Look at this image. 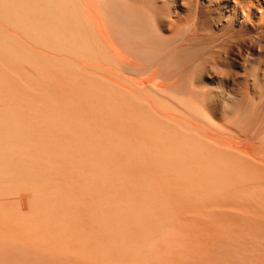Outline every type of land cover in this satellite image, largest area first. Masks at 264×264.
<instances>
[{
  "label": "rangeland",
  "instance_id": "1",
  "mask_svg": "<svg viewBox=\"0 0 264 264\" xmlns=\"http://www.w3.org/2000/svg\"><path fill=\"white\" fill-rule=\"evenodd\" d=\"M5 1H7L5 6L9 8V11L15 7V13L18 14L10 16L9 19L12 17L13 20L17 22L18 18H20V23L19 21L17 22V32L20 35L13 36L16 46L13 47L12 50L17 54L13 59H10L6 56L8 49L5 45V40L7 35H3L0 29V98L5 99L6 106L10 110V112L4 113L2 116H4V119L10 120L8 124H11V128L8 127V129L18 132V142L15 144L16 147H13L15 155L12 156V160L15 163H3L7 168L3 169L5 173L3 177H5L0 179V199L5 201L9 200L7 204L4 206L2 205L0 208V215L3 214L0 216V220H2L3 223L0 228L9 227L7 230H9L12 235L21 237L19 238L20 240L23 239L31 243L33 241V244L36 243L38 247H44L43 250H51V254L55 257L61 254V256H59L60 258L64 257L63 259H70L69 261L76 262V264H90V260H93L91 264H163V262L164 264H264V173H257L254 166L248 164V175L244 174V177H235L230 172H228V174L221 165L219 166L215 151H211L212 147H203L199 143L196 133L189 131L190 134L185 135L183 124L168 119L163 113H154L147 106H139V104H136L128 98L124 99L117 94V89L112 90L108 87L110 84L108 79H112L116 82H128L136 75L134 78L137 79L134 81L133 78L131 82L134 81L136 84L140 82L139 85L147 84L150 86L152 85L156 90H164V92L161 93L162 95L160 94L161 98L159 94L156 96V102L167 114H172L182 119L191 118L195 122L201 118L199 121H205L204 123L207 126L222 130L226 128L228 131L231 129L238 134L240 133V135H237L239 138L241 136V138H243L244 136L248 141L250 140L254 146L256 145L257 149L262 150L259 140L263 136V133H260V131L264 130V90H262L264 89V83L262 81H256L254 84L252 74L257 66L264 71V57H259L260 55L258 54L259 51L260 53H264V43H262L264 41V35H252V37L251 35H233L234 38H232V36L228 34H221V31L218 30V20L216 17V13L219 11L218 8L214 4H211L213 6H208L203 0H166L168 3H166L165 0H161L162 3L159 2L160 0H102L103 3L101 0H92L93 2H91V0H83V3L80 2V0H78L79 2L76 0L78 5H80L79 3L85 5L82 9L86 8L89 13L84 10L83 12L81 11L82 5L77 6L76 4V6H73L75 4L73 0L72 5L71 0L64 1L65 4L63 0H55V2H53L54 4L47 0L52 6L55 5L53 8L51 5H48V2H45L46 0H22V4L25 3V1L28 3V5H22L21 1L18 2L22 6L17 3L18 0ZM196 1L201 3L198 5ZM56 2L57 5L60 4V8L62 5V10L67 8L70 4V9H67V14H65V10L63 12L64 14L59 12L60 8L56 6ZM66 2L69 4L67 5ZM193 2L195 4H193ZM98 3H101L104 8L100 7V12L97 10V13L93 14L92 12H94V9L93 11L91 10L92 6L96 9L97 5L101 6ZM169 3L171 4L169 5ZM45 4L50 7L51 12L55 13L54 16H63L67 25L70 23L68 19L71 16L74 20H72V22H77L82 19L80 18V14L86 12V15L84 14L85 17L81 15L85 23H81L80 20V25H77V27L76 25H72V27L75 26V28H72L74 32L70 31L72 36H70L71 34H67L71 29V25L68 26V28L70 27L69 29L67 28L68 30L65 29L67 32L62 31V33L60 31L66 28L67 25L64 24V27V25L61 24V18L59 16L60 19L58 18V21L56 19L57 17H53L56 19L54 20L51 17V13L46 12L49 7L45 6ZM89 4L91 9L88 7ZM196 5L199 7H196ZM204 6H206L209 11H207V8ZM23 7L28 8L23 10ZM30 7L33 9H30ZM75 9H77L76 12ZM163 10L164 12H161ZM77 11L80 14H78ZM102 11L104 13H102ZM68 12L74 14H70V17H68ZM112 12L114 14L120 13L121 15H116L117 18L114 14L112 15ZM201 12L205 13H203L204 16ZM186 13H189L190 16L192 15L191 20L189 14L188 17ZM199 13H201L200 15L203 18L199 16ZM43 14L46 18H44ZM100 14L104 16L99 18ZM27 15L33 17L34 20H32L33 18L27 17ZM66 15L67 17H65ZM181 15H183V17ZM186 16L189 18L188 22H185L188 19ZM204 17H206V19ZM98 18L100 19L99 22ZM198 18L209 20L207 21L208 24L202 26V20H198ZM38 19H41V21ZM129 19L132 20L130 21ZM48 20L51 26L49 22V24L47 23ZM102 20L105 23V25L104 23L102 24L106 27L105 30L110 32L108 35L103 31L102 25H100L101 27L96 25L98 23L101 24L100 21ZM183 20H185L184 23H181ZM58 22L63 26H57ZM39 23L40 25H38ZM83 24L85 25L83 26ZM47 26L50 27L48 28ZM80 26H83L82 29H80ZM58 27L62 29L59 30ZM93 27L94 31L91 29ZM76 28H78V30H76ZM99 28L101 29L99 30ZM149 28L150 31L148 30ZM51 29L52 31L53 29L55 31L58 29L59 31L50 32ZM187 29L189 30L185 33ZM101 30L103 32L102 35L107 37V42L104 41L105 39H102ZM133 30L134 33H132ZM86 31L89 32L87 33ZM58 32H60V35L56 37L55 35H57ZM81 32L84 33L83 36L79 34ZM91 32L93 34L96 33L94 35L97 41L96 39L93 40L94 35L92 36ZM42 33L44 34L42 35ZM86 33H91L92 37L90 35L89 37L86 36ZM53 34H55L54 38L52 36ZM75 34V37L79 34L77 39L79 38L80 41L74 37ZM217 34L221 35L223 41L221 38L219 39L220 35ZM62 35L64 36L63 39ZM209 35L212 36V38L208 37ZM213 35L215 37H213ZM16 36L19 37V39ZM46 36H48V39H46ZM50 36H52L53 39L50 38ZM80 36H82V38ZM59 37L64 41L59 39ZM123 37L126 39L124 40ZM182 37L184 39H182ZM192 37H194V39ZM206 37H208V39ZM71 38L73 41L76 39L78 44H76V41L73 42ZM90 39H92L90 41L91 43H89ZM214 39L217 40L215 42L213 41L214 44H211ZM244 39L249 40L244 41ZM180 40H183V42ZM219 40L221 41L219 42ZM59 41L60 43H58ZM65 41L66 43L63 48V42ZM82 41L84 43H82ZM112 42L114 44L116 43L114 47ZM152 42H154V44H152ZM85 43H87L86 46ZM93 43L95 47H93ZM80 44H82V48ZM101 45L105 47L102 48ZM240 45L241 48H239ZM245 46H249L247 47L248 52L245 50ZM84 47H86V49ZM118 49L122 51L116 52L119 54L118 57L120 56L121 58H118L115 54L114 50L119 51ZM155 49L157 55L155 54ZM170 50H173V52ZM137 51L139 52L137 53ZM146 53H148V55L154 53V56L151 54L153 58L149 56L152 60L148 57L146 61V56H148ZM166 53L167 56L165 55ZM241 53L244 55H241ZM162 55H164V58ZM18 57L23 58V60L16 59ZM129 60H133L135 66H133L132 61L130 62ZM160 60L164 63H161ZM97 61L100 63L98 64ZM124 61H126V63ZM103 63L105 66L107 65L106 67L104 66V68H107V70L109 69L110 72L113 73L112 76L107 74L109 77L107 79L100 77L102 72L99 71L98 68H102ZM229 64L231 67L227 70L226 67H229ZM88 65H90V67ZM142 65H146L147 67L145 66V68H143ZM27 66L29 67L27 68ZM85 68L87 70H85ZM28 69H30L31 72H29L30 70ZM35 69H37V71ZM229 69L231 71H229ZM208 70L213 73L210 72L209 74ZM8 71L12 74L9 79L6 78ZM180 71L183 72L181 73ZM51 73L58 81L62 79L66 83H73L80 87L81 94L77 93L75 95L74 92L65 93L61 90L54 89L53 94H45L39 97L42 99L41 100L37 96H27L23 92V83L20 82L21 77H29L30 79L31 77H35V74L47 75ZM217 73L220 74L219 76L221 79ZM239 73L241 76L238 75ZM230 74L233 78L230 77ZM104 75L106 74L104 73ZM213 75H215V77H213ZM225 75L226 79H224ZM227 75L229 77H227ZM217 76L219 80H217ZM17 78L19 79L17 80ZM29 79L25 80V82L30 85L41 82L37 80L32 82L33 79ZM158 81L160 84H158ZM169 81L171 83H169ZM184 81L188 82V84L186 85ZM103 82H107V84ZM100 83L103 84L102 87ZM177 83L180 89L178 91L176 90L177 93H171L170 86L177 85ZM6 84H8V86H6ZM167 87L169 90H167ZM240 87L241 89H238ZM238 90L241 91L239 92ZM49 91L50 89H46V92ZM242 91L244 93H242ZM83 92L87 96L85 94L83 96ZM217 92L219 93L217 94ZM220 93L224 95L221 96ZM237 93L239 94L237 95ZM252 94L254 95L252 96ZM228 95L231 96L229 97ZM232 96L233 98L236 97V99H233ZM114 98L117 99V101H115ZM221 98L224 99V101H222ZM119 100H121V102ZM241 102L244 103L242 104ZM218 103H220V105ZM92 104L95 107L91 106ZM103 107L104 109H102L101 112V108ZM205 107L207 109H205ZM33 108L34 110H32ZM219 111L222 112V115ZM42 112L45 113V115L42 114ZM123 112L125 113L122 115ZM26 113L29 115H26ZM212 117L217 119L213 120ZM158 127H160V129ZM176 127L180 128L178 129ZM149 131L151 133H149ZM160 132L161 135L159 134ZM119 133H122L121 135L123 136ZM125 135L128 137L126 138ZM134 143H136L137 146ZM257 144L259 145L257 146ZM200 147L203 150L200 149ZM192 152L193 154H190ZM262 152L264 155V150H262ZM24 154L26 155L24 156ZM185 155L187 156L185 157ZM189 155H192V158ZM28 157L32 159L29 161ZM19 181L21 182L19 183ZM21 194H27V207L30 208L27 214L19 210L18 203L16 202ZM29 194L32 197H30ZM64 196H66V199ZM34 208L35 210H33ZM229 208L231 210H229ZM9 218L11 220H9ZM101 220H103V222ZM49 227H52V229ZM20 231L22 232L20 233ZM5 232L6 231L3 230L4 234ZM26 235L28 236L26 237ZM31 239L33 240L30 241ZM65 240L67 242H65ZM66 243L67 245L63 246ZM43 244L44 246H42ZM58 248H62L63 252ZM99 261L101 263H99Z\"/></svg>",
  "mask_w": 264,
  "mask_h": 264
},
{
  "label": "bare ground",
  "instance_id": "2",
  "mask_svg": "<svg viewBox=\"0 0 264 264\" xmlns=\"http://www.w3.org/2000/svg\"><path fill=\"white\" fill-rule=\"evenodd\" d=\"M17 1V0H16ZM21 1V4H22V0H18L17 1V3L18 2H20ZM24 1V0H23ZM29 1V0H28ZM33 1V0H32ZM35 1V0H34ZM42 1H44V0H42ZM50 1V3H52V4H54L53 2H55V0H49ZM49 1H45V2H48V5H51V7L53 8V7H55V5L54 6H52V4H50L49 3ZM57 1V0H56ZM58 1H60V0H58ZM62 1V0H61ZM64 1H67V0H63V2ZM74 1V5L73 6H76V4H77V6H80V5H82V3H83V0H80V2H82V3H79L80 5H78V3L77 2H79L78 0H77V2H76V0H73ZM73 1L71 0V5L73 4ZM95 1V0H94ZM107 1V0H106ZM108 1H110V0H108ZM112 1V0H111ZM166 1V0H165ZM182 1V0H181ZM188 1V0H187ZM190 1V0H189ZM194 1V0H193ZM205 3H207L208 4V6L210 5V6H213V5H211V4H214L217 8H218V10L219 11H217V13H216V17H217V20H218V27H219V31H221V34H228V35H230V36H232V38H234V36L233 35H251V37H252V35H264V0H203ZM6 2L7 1H5V0H0V29L2 30V32H3V35H7V38H6V40H5V45H6V47H7V58H10V59H13V57L17 54L14 50H12L13 49V47H15L16 46V44H15V41L13 40V36H15V35H17L18 36V21H19V19L20 18H18V21L16 22V20H13V18L11 17V19H9V17L10 16H13V15H15V14H17V13H15V10H14V8H12L10 11H9V8L7 7V6H5V4H6ZM44 2V3H45ZM69 2V1H68ZM68 2H66V4L68 5L69 3ZM91 2H93L92 0H91ZM98 2V1H97ZM97 2H96V4H97ZM101 2H102V0H101ZM105 2V1H104ZM160 3H162L161 2V0L159 1ZM33 3H35V2H33ZM60 3V2H59ZM88 3H89V1H88ZM95 3V2H94ZM103 3V2H102ZM158 3V2H157ZM166 3H168L167 1H166ZM184 3V2H183ZM196 3L199 5L200 3L198 2V1H196ZM9 4V3H8ZM11 4V3H10ZM19 5H20V3H18ZM24 5L26 4V5H28V3L25 1V3H23ZM22 4V5H23ZM31 4V3H30ZM56 4V6H58L59 7V5H57V2L55 3ZM64 4H65V2H64ZM85 4V3H84ZM87 4V3H86ZM99 4V3H98ZM171 3H169V5H170ZM173 4H174V2H173ZM193 4H195L194 2H193ZM203 4V3H202ZM17 5V4H16ZM22 5H20V6H22ZM99 5H101V6H96V9H95V7L93 8V6H92V9H91V7H90V4H89V6L88 7H90V9L93 11V9H94V12H92L93 14H96L97 13V10L100 12V10H99V8L100 7H102V4L100 3ZM112 5V4H111ZM124 5V4H123ZM156 5H158V4H156ZM165 5H167V4H165ZM182 5V4H181ZM191 5V4H190ZM198 5H196V7L198 6ZM19 6V7H20ZM45 6H47V4H45ZM69 6H70V4H69ZM69 6H67V8H63L65 11H66V13L65 14H67V9L69 10L70 9V7ZM73 6H72V8H73ZM83 6L85 7V5H82L81 6V9L83 8ZM110 6V5H109ZM174 6V5H173ZM193 6V5H192ZM207 6V5H206ZM206 6H204V7H206ZM17 7V6H16ZM29 7V6H28ZM28 7H26V8H28ZM47 7H49V6H47ZM47 7H46V9H47ZM69 7V8H68ZM98 7V8H97ZM159 7H160V5H159ZM163 7V6H162ZM166 7V6H165ZM169 7V6H168ZM171 7V6H170ZM175 7V6H174ZM183 7V6H182ZM199 7V6H198ZM200 7H202V6H200ZM21 8V7H20ZM26 8H24L23 7V10L24 9H26ZM60 8V7H59ZM61 8H62V5H61ZM59 9V12L61 13H63L64 12V10H62V9ZM71 8V9H72ZM76 8V7H75ZM77 8H79V7H77ZM102 8H104V7H102ZM102 8H101V10H102ZM172 8V7H171ZM170 8V9H171ZM184 8V7H183ZM192 8V7H191ZM190 8V9H191ZM207 8V7H206ZM30 9H33L32 7H30ZM49 9V10H48ZM47 9V11L46 12H48V13H51V17L53 18V17H57L56 19H57V21H58V18L60 19V22H61V24H65V25H67V22H65V20H64V17L62 16H59V15H56V16H54L55 15V13H53V12H51L50 10V7ZM55 9V8H54ZM86 8H84V9H82L81 11L83 12V10L84 11H87V9L85 10ZM121 9V8H120ZM137 9V8H136ZM184 9H186V8H184ZM201 9V8H200ZM29 10V9H28ZM43 10H45V9H43ZM58 10V9H57ZM76 10L77 9H75V12H76ZM112 10V9H111ZM192 10V9H191ZM199 10V9H198ZM19 11H21V10H19ZM27 11V10H26ZM35 11H37V10H35ZM40 11V10H39ZM38 11V12H39ZM54 11V10H53ZM56 11V10H55ZM71 11V10H70ZM74 11V10H73ZM78 11H80V10H78ZM77 11V12H78ZM80 11V12H81ZM142 11V10H141ZM169 11V10H168ZM175 11H176V8H175ZM184 11V10H183ZM188 11V10H187ZM195 11V10H194ZM201 11V10H200ZM205 11V10H204ZM207 11H209L208 10V8H207ZM18 12V11H17ZM44 12V11H43ZM43 12H41V13H43ZM113 12H114V10H113ZM112 12V15L114 14ZM131 12V11H130ZM149 12V11H148ZM161 12H164V10L163 11H161ZM167 12V11H166ZM165 12V13H166ZM189 12H191V11H189ZM196 12V11H195ZM194 12V13H195ZM29 13H32V12H29ZM28 13V14H29ZM34 13H36V12H34ZM33 13V14H34ZM47 13V14H48ZM52 13H53V16H52ZM86 13V12H85ZM85 13H79L78 12V14H80V18H82V19H80L81 20V23H85L84 22V19H83V17H81V15H83L84 16V14ZM87 13H89L88 11H87ZM102 13H104L103 11H102ZM106 13V12H105ZM170 13V12H169ZM178 13V12H177ZM198 13V12H197ZM202 14L204 13V12H201ZM201 13H199V16L201 17ZM215 13V12H214ZM24 14V13H23ZM64 14V13H63ZM70 14L72 15V14H74V13H71V12H68V17H70ZM118 14H120V13H117V14H114V16H116V15H118ZM128 14H129V12H128ZM141 14V13H140ZM139 14V15H140ZM148 14V13H147ZM168 14V13H167ZM187 14V16H188V14L189 13H186ZM185 14V15H186ZM205 14V13H204ZM204 14H203V16H204ZM18 15V14H17ZM36 15V14H35ZM44 15V14H43ZM50 15V14H49ZM61 15V14H60ZM86 15V14H85ZM121 15V14H120ZM169 15V14H168ZM175 15V14H174ZM184 15V16H185ZM195 15H198V14H195ZM206 15H207V13H206ZM208 15H209V13H208ZM20 16V15H19ZM34 16V15H33ZM37 16V15H36ZM39 16H40V14H39ZM59 16V17H58ZM74 16V15H73ZM79 16V15H78ZM104 16V15H103ZM102 16V14H100L99 15V18H102L103 17ZM110 16H111V14H110ZM126 16H128V15H126ZM125 16V17H126ZM136 16V15H135ZM144 16V15H143ZM149 16V15H148ZM182 17H183V15H181ZM186 16V18H188L189 16H190V14H189V16L187 17ZM27 17H30V15L28 16L27 15ZM50 17V16H49ZM65 17H67V15L65 16ZM76 17V16H75ZM85 17V16H84ZM109 17V16H108ZM117 17V16H116ZM115 17V18H116ZM121 17V16H120ZM122 17H123V15H122ZM130 17V16H129ZM162 17V16H161ZM173 17V16H172ZM175 17V16H174ZM211 17V16H210ZM30 18H33V17H30ZM29 18V19H30ZM39 18V17H38ZM42 18V17H41ZM44 18H46L45 17V15H44ZM43 18V19H44ZM72 18V16L68 19L69 21H70V23H69V25H71V29L67 32V30L70 28H68V26L69 25H67V27L66 28H64L63 30H61L62 28H60V27H58V29L59 30H61L60 32H64V31H66L67 32V34H71L70 33V31H72V28H75V26H73L72 27V25H76V27H77V25H80V23H79V19H78V17H77V19L79 20V21H77V22H72V20H73V18ZM98 18V22H99V19ZM118 18V17H117ZM143 18V17H142ZM185 18V17H184ZM183 18V19H184ZM185 18V19H186ZM191 18H192V15L190 16V20H191ZM196 18V17H195ZM201 18H203V17H201ZM200 18V19H201ZM205 19H206V17H204ZM212 18V17H211ZM210 18V19H211ZM15 19H17V18H15ZM28 19V18H27ZM54 20H56L55 18H53ZM90 19V18H89ZM127 19V18H126ZM151 19V18H150ZM171 19V18H170ZM169 19V20H170ZM178 19V18H177ZM182 19V18H181ZM199 18H198V20H200ZM207 19H209V18H207ZM32 20H34V18L32 19ZM38 20H40L41 21V19H38ZM50 20H51V18H50ZM63 20H64V23H63ZM83 20V21H82ZM121 20H124V19H121ZM130 20V19H129ZM132 20V19H131ZM130 20V21H131ZM136 20V19H135ZM145 20V19H144ZM160 20V19H159ZM194 20V19H193ZM202 20V19H201ZM215 20V19H214ZM39 21V22H40ZM43 21V20H42ZM68 21V22H69ZM74 21V20H73ZM105 21H106V19H105ZM127 21V20H126ZM139 21V20H138ZM167 21V20H166ZM171 21V20H170ZM174 21V20H173ZM184 21L185 20H183L181 23H184ZM189 21V18L185 21V22H188ZM195 21V20H194ZM207 21H209V20H202V22H201V25L203 26L204 24L206 25V24H208L207 23ZM28 22H29V20H28ZM28 22H27V24H28ZM36 22V21H35ZM49 22V20L47 21V23ZM101 22V24H96V23H94V24H96L98 27L100 26V25H102L104 22H103V20L102 21H100ZM150 22V21H149ZM148 22V23H149ZM175 22V21H174ZM214 22V21H213ZM19 23H20V21H19ZM31 23V22H30ZM50 23V22H49ZM48 23V24H49ZM73 23V24H72ZM75 23V24H74ZM79 23V24H78ZM157 23H158V21H157ZM172 23V22H171ZM178 23V22H177ZM179 23H180V21H179ZM35 24V23H34ZM43 24V23H42ZM58 24V25H57ZM56 25L57 26H59V25H61V24H59V22L57 23ZM91 24H93V23H91ZM90 24V25H91ZM113 24V23H112ZM199 24H200V22H199ZM211 24H213V23H211ZM216 24V25H217ZM23 25H25V24H23ZM38 25H40V23L38 24ZM44 25V24H43ZM50 26H51V23L49 24ZM63 25H61V27L63 26ZM65 25H64V27H65ZM82 25V24H81ZM85 24H83V26H84ZM89 25V26H90ZM104 25H105V23H104ZM104 25H102V29H104L103 31L104 32H106L107 33V35L110 33V32H107L106 30H105V26ZM139 25H140V23H139ZM143 25V24H142ZM152 25H153V23H152ZM182 25V24H181ZM195 25V24H194ZM204 25V26H205ZM216 25H214V26H216ZM22 26V25H21ZM50 26H47L48 28L50 27ZM52 26H53V23H52ZM55 26V25H54ZM83 26H80L79 28L80 29H82V27ZM93 26V25H92ZM104 26V27H103ZM123 26V25H122ZM125 26V25H124ZM151 26V25H150ZM149 26V27H150ZM160 26V25H159ZM163 26V25H162ZM40 27V26H39ZM43 27V26H42ZM101 27V26H100ZM119 27V26H118ZM126 27H127V25H126ZM166 27H167V25H166ZM184 27V26H183ZM21 28V27H20ZM57 28V27H56ZM68 28V29H67ZM90 28V27H89ZM97 28V27H96ZM116 28V27H115ZM124 28V27H123ZM155 28V27H154ZM162 28V27H161ZM160 28V29H161ZM170 28V27H169ZM174 28H175V26H174ZM209 28H210V26H209ZM217 28V27H216ZM22 29V28H21ZM25 29H26V26H25ZM28 29V28H27ZM54 29H55V27H54ZM53 29V31H55ZM57 29V30H58ZM65 29H67V30H65ZM93 31H94V27L93 28H91ZM101 28H99V30H100ZM136 29V28H135ZM163 29V28H162ZM171 29H172V26H171ZM170 29V30H171ZM194 29V28H193ZM24 30V29H23ZM39 30H40V28H39ZM43 30V29H42ZM46 30V29H45ZM56 30V31H57ZM58 30V31H59ZM75 30V29H74ZM76 30H78V28H76ZM83 30H84V28H83ZM89 30V29H88ZM123 30V29H122ZM149 31H150V28L148 29ZM164 30V29H163ZM162 30V31H163ZM169 30V31H170ZM189 29H187L186 31H185V33L188 31ZM210 30H211V28H210ZM52 31V29L50 30V32H53ZM55 31V32H56ZM90 31V30H89ZM89 31H86L87 33L89 32ZM167 31V30H166ZM174 31V30H173ZM197 31H199V30H197ZM196 31V32H197ZM37 32V31H36ZM44 32V31H43ZM54 32V33H55ZM60 32H58L57 33V35H55V34H53L52 36H53V38L56 36V37H58L60 34ZM62 32V33H63ZM66 32H65V34H66ZM72 32H74V31H72ZM79 32V31H78ZM77 32V33H78ZM84 32V31H83ZM117 32V31H116ZM122 32V31H121ZM129 32V31H128ZM128 32H126V33H128ZM168 32V31H167ZM191 32H193V31H191ZM211 32V31H210ZM214 32V31H213ZM32 33V32H31ZM46 33V32H45ZM49 33V32H48ZM76 33V34H77ZM82 33V32H81ZM79 33L80 35H82L83 36V34L84 33ZM86 33V34H87ZM92 33V32H91ZM91 33L90 34H87L86 36H88L89 37V35L91 36ZM99 33H100V31H99ZM119 33V32H118ZM132 33H134V30L132 31ZM200 33V32H199ZM44 33H42V35H43ZM76 34L74 35V37L76 36ZM79 34H78V36L77 37H79ZM94 34H96V33H94ZM93 33H92V36L94 35ZM103 34V32H102V30H101V36H102V39H105L104 41L105 42H107L106 41V38L107 37H104V35H102ZM131 34V33H130ZM163 34V33H162ZM189 34V33H188ZM214 34H216V33H214ZM20 35V34H19ZM31 35V34H30ZM38 35V34H37ZM55 35V36H54ZM115 35V34H114ZM123 35H125V34H123ZM140 35V34H139ZM145 35V34H144ZM150 35V34H149ZM164 35H166V34H164ZM210 35H212V34H210ZM208 36V37H210V38H212V36ZM217 35H220V34H217ZM216 35V36H217ZM16 36V37H17ZM41 36V35H40ZM52 36H50V38H52ZM68 36V35H67ZM70 36H72V34L70 35ZM82 36H80L81 38H82ZM91 36V37H92ZM154 36V35H153ZM189 36V35H188ZM187 36V37H188ZM207 36V35H206ZM223 36V35H222ZM241 36V37H242ZM48 36H46V39H48L47 38ZM77 37H75L76 39H77ZM94 38H93V40L94 39H96V37H95V35L93 36ZM98 37V36H97ZM109 37V36H108ZM128 37H131V36H128ZM128 37H127V39H128ZM143 37V36H142ZM148 37V36H147ZM171 37V36H170ZM186 37V36H185ZM201 37V36H200ZM208 37H206L207 39H208ZM213 37H215L214 35H213ZM219 37V36H218ZM246 37V36H245ZM18 39H19V37H17ZM38 38V37H37ZM52 38V39H53ZM64 38V36L62 35V39ZM73 38V37H72ZM71 38V40L73 41V39ZM124 38V40L126 39L125 37H123ZM193 39H194V37H192ZM195 38H198V37H195ZM221 38V35H220V37H219V39ZM229 38V37H228ZM240 38V37H239ZM255 38V37H254ZM59 39H61L60 37H59ZM61 39V40H62ZM66 39H68V38H66ZM69 39H70V37H69ZM76 39H75V41H76ZM79 39V38H78ZM77 39V40H78ZM86 39H88V38H86ZM145 39V38H144ZM143 39V40H144ZM159 39V38H158ZM182 39H184L183 37H182ZM200 39V38H199ZM251 39V38H250ZM253 39V38H252ZM263 39V38H262ZM41 40V39H40ZM51 40V39H50ZM54 40H56V39H54ZM60 40V41H61ZM84 40H85V36H84ZM83 40V41H84ZM92 39H90L89 40V43H91L90 41H91ZM147 40V39H146ZM217 40V39H216ZM215 39L214 40H212V42L214 41H216ZM221 40L223 41V39L221 38ZM221 40H219V42L221 41ZM246 39H244V41H245ZM249 40V39H248ZM248 40H246V41H248ZM258 40V39H257ZM60 41L58 42V43H60ZM62 41H64V40H62ZM75 41H73V42H75ZM79 41H80V39H79ZM82 41V43H84ZM87 41V40H86ZM96 41H97V39H96ZM113 41V40H112ZM133 41H134V39H133ZM141 41V40H140ZM181 42H183V40H180ZM179 41V42H180ZM192 41H194V40H192ZM252 41V40H251ZM250 41V42H251ZM260 41V40H259ZM258 41V42H259ZM263 41V40H262ZM57 42V41H56ZM67 42H68V40H67ZM72 42V43H73ZM110 42V41H109ZM120 42V41H119ZM205 42V41H204ZM209 42H211V41H209ZM214 42L213 43H211V44H214ZM237 42V41H236ZM239 42V41H238ZM241 42H242V40H241ZM55 43V42H54ZM64 44H63V48H64V45H65V43H66V41L65 42H63ZM71 43V42H70ZM81 43V42H80ZM94 43H95V41H94ZM94 43H93V47H95L94 46ZM99 43V42H98ZM111 43V42H110ZM113 43V42H112ZM126 43V42H125ZM143 43V42H142ZM146 43V42H145ZM262 43H264V41L262 42ZM76 44H78V42L76 41ZM75 44V45H76ZM86 44L87 43H85V46H86ZM107 44V43H106ZM116 44V43H115ZM115 44L113 43V47L115 46ZM133 44V43H132ZM152 44H154V42H152ZM160 44H161V42H160ZM180 44V43H179ZM183 44V43H182ZM211 44H210V46H211ZM240 44H242V43H240ZM248 44H249V42H248ZM252 44V43H251ZM57 45V44H56ZM62 45V44H61ZM74 45V46H75ZM82 44H80V46H81ZM92 45V44H91ZM166 45V44H165ZM185 45V44H184ZM219 45V44H218ZM232 45H234V44H232ZM245 45H247V44H245ZM257 45V44H256ZM259 45V44H258ZM29 46V45H28ZM67 46V45H66ZM79 46V47H80ZM102 46V48H104L103 47V45H101ZM109 46V45H108ZM139 46V45H138ZM144 46V45H143ZM175 46V45H174ZM176 46H178V45H176ZM182 46V45H181ZM180 46V47H181ZM201 46V45H200ZM235 46V45H234ZM234 46H232L233 48H235ZM239 46V45H238ZM250 46V45H249ZM249 46H247V47H249ZM252 46H254V45H252ZM251 46V47H252ZM50 47V46H49ZM58 47H59V45H58ZM75 47H77V46H75ZM87 47H89V46H87ZM92 47V46H91ZM100 47V46H99ZM112 47V48H113ZM152 47V46H151ZM159 47V46H158ZM180 47H179V49H180ZM213 47V46H212ZM216 47V46H215ZM219 47V46H218ZM243 47V46H242ZM246 46L244 47L245 48V50H247V52H248V48H247ZM264 47V46H263ZM65 48H67V47H65ZM81 48H82V46H81ZM85 49H86V47H84ZM83 48V49H84ZM120 48V47H119ZM130 48V47H129ZM144 48V47H143ZM149 48V47H148ZM170 48V47H169ZM203 48V47H202ZM239 48H241V45H240V47ZM253 48V47H252ZM258 48V47H257ZM71 49V48H70ZM78 49V48H77ZM114 49V48H113ZM112 49V50H113ZM138 49V48H137ZM153 49V48H152ZM200 49V48H199ZM198 49V50H199ZM213 49V48H212ZM235 49H237V48H235ZM251 49V48H250ZM249 49V50H250ZM255 49H256V47H255ZM254 49V50H255ZM72 51H74L73 49H71ZM79 50H81V49H79ZM89 50V49H88ZM99 50V49H98ZM101 50V49H100ZM119 50V49H118ZM151 50V49H150ZM161 50V49H160ZM165 50H166V48H165ZM215 50H217V49H215ZM244 50V51H245ZM262 50V49H261ZM70 51V50H69ZM87 51V50H86ZM90 51V50H89ZM94 51V50H93ZM102 51V50H101ZM115 51V54H116V56L118 57V55L119 54H117L118 52H122V51H116V50H114ZM142 51V50H141ZM157 51H158V49H157ZM163 51V50H162ZM168 51V50H167ZM170 51H172L173 52V50H170ZM169 51V52H170ZM228 51V50H227ZM233 51V50H232ZM241 51V50H240ZM78 52V51H77ZM85 52V51H84ZM92 52V51H91ZM98 52V51H97ZM117 52V53H116ZM126 52V51H125ZM139 51H137V53H138ZM145 52V51H144ZM176 52V51H175ZM189 52V51H188ZM210 52V51H209ZM222 52H224V51H222ZM226 52V51H225ZM234 52V51H233ZM250 52V51H249ZM75 53V52H74ZM143 53V52H142ZM228 53V52H227ZM252 53H254V52H252ZM29 54V53H28ZM45 54V53H44ZM123 55H125L124 53H122ZM135 54V53H134ZM150 54V53H149ZM152 55L154 54V53H151ZM151 54L150 55H148V53H146V55H148V56H146V61H147V58L150 56V57H152L153 58V56H151ZM155 54H156V49H155ZM161 54V53H160ZM160 54H159V56H160ZM183 54V53H182ZM191 54H192V52H191ZM207 54V53H206ZM223 54V53H222ZM229 54V53H228ZM239 54V53H238ZM243 53H241V55H242ZM258 54L260 55L259 57H264V53H260V51L258 52ZM70 55V54H69ZM142 55V54H141ZM157 55V54H156ZM166 56H167V53L165 54ZM171 55V54H170ZM214 55V54H213ZM244 55V54H243ZM35 56V55H34ZM111 56V55H110ZM126 56V55H125ZM140 56V55H139ZM142 56H144V55H142ZM163 56V58H164V55H162ZM239 56V55H238ZM253 56V55H252ZM27 57V56H26ZM89 57V56H88ZM120 57V56H119ZM118 57V58H119ZM150 57H149V59H150ZM197 57V56H196ZM199 57V56H198ZM231 57V56H230ZM257 57V56H256ZM28 58H29V55H28ZM42 58V57H41ZM46 58V57H45ZM48 58V57H47ZM69 58H71V57H69ZM94 58V57H93ZM121 58V57H120ZM127 58L129 59V57L127 56ZM145 58V57H144ZM219 58V57H218ZM229 58V57H228ZM234 58V57H233ZM241 58V57H240ZM248 58V57H247ZM258 58V57H257ZM16 59H20V60H23V58H20V57H18V58H16ZM32 59V58H31ZM99 59V58H98ZM110 59V58H109ZM156 59V58H155ZM158 59V58H157ZM196 59V58H195ZM201 59V58H200ZM216 59V58H215ZM222 59V58H221ZM230 59H232V58H230ZM242 59V58H241ZM259 59V58H258ZM26 60V59H25ZM46 60V59H45ZM67 60H69V59H67ZM88 60V59H87ZM122 60V59H121ZM120 60V61H121ZM144 60V59H143ZM150 60H152V59H150ZM163 60V59H162ZM170 60V59H169ZM219 60V59H218ZM217 60V61H218ZM233 60H236V59H233ZM255 60V59H254ZM262 60V59H261ZM28 61H29V59H28ZM35 61V60H34ZM91 61V60H90ZM93 61V60H92ZM118 61H119V59H118ZM130 62L132 61V63H133V60H129ZM141 61V60H140ZM145 61V62H146ZM156 61H158V60H156ZM156 61H155V63H156ZM164 61H166V60H164ZM192 61H194V60H192ZM192 61H191V64H192ZM197 61V60H196ZM195 61V62H196ZM211 61V60H210ZM215 61V60H214ZM229 61H231V60H229ZM241 61H243V60H241ZM247 61H248V59H247ZM36 62H37V60H36ZM39 62H41V61H39ZM111 62V61H110ZM116 62V61H115ZM125 63H126V61H124ZM143 62V61H142ZM152 62V61H151ZM159 62V61H158ZM157 62V63H158ZM160 62H161V60H160ZM183 62H185V61H183ZM223 62V61H222ZM233 62V61H232ZM238 62V61H237ZM244 62V61H243ZM25 63V62H24ZM74 63V62H73ZM82 63V62H81ZM97 63H98V61H97ZM100 63V62H99ZM98 63V64H99ZM109 63V62H108ZM135 63V62H134ZM134 63H133V66H135L134 65ZM147 63V62H146ZM149 63V62H148ZM161 63H164L163 61L161 62ZM209 63V62H208ZM211 63V62H210ZM213 63V62H212ZM230 63V62H229ZM253 63V62H252ZM262 63V62H261ZM27 64V63H26ZM112 64V63H111ZM118 64V63H117ZM138 64V63H137ZM136 64V65H137ZM143 64H144V62H143ZM159 64V63H158ZM173 64V63H172ZM188 64V63H187ZM194 64H196V63H194ZM223 64V63H222ZM228 64V63H227ZM233 64V63H232ZM231 64V65H232ZM242 64V63H241ZM245 64V63H244ZM243 64V65H244ZM258 64H259V62H258ZM28 65V64H27ZM31 65V64H30ZM34 65V64H33ZM115 65V64H114ZM139 65V64H138ZM153 65V64H152ZM193 65V64H192ZM224 65V64H223ZM72 66V65H71ZM80 66V65H79ZM78 66V67H79ZM89 67H90V65H88ZM93 66V65H92ZM104 63H103V67L101 68V67H99L98 69H99V71H101L102 72V75H100V77L101 78H104V79H107V78H109L108 76H107V74L109 75V76H112V74L113 73H111L110 72V70L108 69L107 70V68H104ZM107 66V65H106ZM105 66V67H106ZM120 66H122V65H120ZM131 66H132V64H131ZM143 66V65H142ZM146 66V65H145ZM145 66H143V68H145ZM177 66V65H176ZM191 66V65H190ZM208 66V65H207ZM227 66V65H226ZM242 66V65H241ZM29 66H27V68H28ZM75 67V66H74ZM77 67V68H78ZM94 67V66H93ZM96 67H97V65H96ZM112 67V66H111ZM123 67V66H122ZM122 67H120V68H122ZM147 67V66H146ZM159 67V66H158ZM166 67V66H165ZM186 67V66H185ZM191 67H193V66H191ZM190 67V68H191ZM231 66H230V64H229V67H226L227 68V70H228V68H230ZM245 67V66H244ZM256 67V66H255ZM37 68V67H36ZM76 68V69H77ZM124 68V67H123ZM133 68V67H132ZM136 68V67H135ZM138 68H139V66H138ZM151 68H152V66H151ZM150 68V69H151ZM155 68V67H154ZM164 68V67H163ZM177 68V67H176ZM212 68V67H211ZM46 69V68H45ZM60 69V68H59ZM80 69H81V67H80ZM93 69V68H92ZM95 69V68H94ZM97 69V70H98ZM129 69V68H128ZM156 69H157V67H156ZM180 69H182V68H180ZM201 69V68H200ZM203 69H204V67H203ZM208 69H209V67H208ZM232 69V68H231ZM245 69V68H244ZM244 69H243V71H244ZM28 70H30V69H28ZM36 71H37V69H35ZM34 70V71H35ZM85 70H87L86 68H85ZM89 70H90V68H89ZM130 70V69H129ZM135 70V69H134ZM133 70V71H134ZM146 70H148V69H146ZM155 70V69H154ZM154 70H152V71H154ZM167 70V69H166ZM177 70V69H176ZM210 70V69H209ZM208 70V71H209ZM212 70H213V68H212ZM247 70H249V69H247ZM50 71V70H49ZM91 71H93V70H91ZM124 71V70H123ZM135 71H137V70H135ZM140 71V70H139ZM158 71V70H157ZM156 71V72H157ZM163 71V70H162ZM200 71V70H199ZM229 71H231L230 69H229ZM228 71V72H229ZM245 71H246V69H245ZM29 72H31V70L29 71ZM28 72V73H29ZM57 72H58V70H57ZM80 72V71H79ZM85 72V71H84ZM151 72V71H150ZM174 72H175V70H174ZM181 72V71H180ZM183 72V71H182ZM181 72V73H182ZM210 72L211 73H213L212 71H209V74H210ZM214 72H215V70H214ZM81 73V72H80ZM104 73L106 74V75H104ZM118 73V72H117ZM135 73H137V72H135ZM146 73H148V72H146ZM188 73V72H187ZM204 73H206V72H204ZM226 73H227V71H226ZM243 73H245V72H243ZM10 74V75H9ZM95 74H96V72H95ZM98 74V73H97ZM115 74V73H114ZM133 74H134V72H133ZM152 74V73H151ZM178 74H180V73H178ZM218 74V73H217ZM12 74L8 71L7 72V75H6V78L7 79H9V77L11 76ZM99 75V74H98ZM123 75V74H122ZM139 75V74H138ZM144 75H146V74H144ZM189 75V74H188ZM216 75V74H215ZM215 75H213V77H215ZM220 74H218V76H219ZM234 75L236 76V74L234 73ZM239 76H241L240 75V73L238 74ZM237 75V76H238ZM25 76V75H24ZM32 76V75H31ZM136 76V75H135ZM134 76V77H135ZM149 76H151V75H149ZM153 76V75H152ZM176 76H178V75H176ZM218 76H217V78H218ZM243 76V75H242ZM84 77V76H83ZM133 77V78H134ZM138 77V76H137ZM147 77V76H146ZM164 77V76H163ZM172 77V76H171ZM182 77V76H181ZM199 77V76H198ZM206 77L208 78V76L206 75ZM227 77H229L228 75H227ZM230 77H231V74H230ZM244 77V76H243ZM20 78V77H19ZM19 78H17V80L19 79ZM33 80H32V82L34 81V80H37V81H41V82H39V83H34L33 85H30L29 83H26L25 82V80H28L29 79V77H24V78H20V82L21 83H23L22 84V86H23V88H24V90H23V92L27 95V96H37L38 98L39 97H42L43 95H45V94H53L54 93V89H56V90H61V91H63V92H74V94L76 95L77 93H79V94H81V90H80V87H78L77 85H75V84H73V83H66L64 80H60V81H58L57 79H56V77H54V75L51 73V74H47V75H42V74H40V75H38V74H35V77H31ZM30 78V79H31ZM65 78V77H64ZM89 78V77H88ZM95 78V77H94ZM100 78V79H101ZM133 78H131L132 80H133ZM140 78V77H139ZM152 78V77H151ZM155 78V77H154ZM157 78H158V76H157ZM160 78V77H159ZM173 78H174V76H173ZM186 78H187V76H186ZM203 78V77H202ZM211 78V77H210ZM209 78V79H210ZM216 78V79H217ZM219 78L221 79V77L219 76ZM219 78L217 79V80H219ZM224 78V77H223ZM231 78H233V77H231ZM240 78H242V77H240ZM245 78V77H244ZM243 78V79H244ZM29 79V80H30ZM66 79V78H65ZM96 79V78H95ZM103 79V80H104ZM117 79V78H116ZM125 79V78H124ZM135 79H137V78H134V81H135ZM147 79V78H146ZM149 79V78H148ZM153 79V78H152ZM151 79V80H152ZM163 79V78H162ZM185 79V78H184ZM188 79V78H187ZM199 79V78H198ZM197 79V80H198ZM206 79V78H205ZM224 79H226V75H225V78ZM229 79V78H228ZM252 79H253V82H254V84H255V82L256 81H262L263 83H264V71H262L261 69H260V67L259 66H257L256 68H255V71L253 72V74H252ZM16 80V81H17ZM92 80V79H91ZM110 82V84L108 85V87H110L112 90H115V89H117V94H119L122 98H128L129 100H131V101H134L136 104H139V106L140 105H143V106H147L152 112H154V113H163V114H165V116L168 118V119H170V120H172V121H178V123H181V124H183V126H184V133H185V135H189L190 133H189V131H192V132H194V133H196V137L198 138V140H199V143L203 146V147H207V146H210V147H212V149H211V151L212 150H214L215 151V155H216V158H217V160H218V164H219V166L221 165L222 166V168H224L225 169V172L227 171V173L228 172H230V173H232V175L233 176H240V177H244V174L245 175H248L249 174V170L247 169V166H248V164H252L253 166H254V168L256 169V172L257 173H264V155H263V152H262V150H264V130H262V131H260V133H263V136L260 138V140H259V144H261V146L262 147H260L262 150H260V149H257V147H256V145L254 146V144L252 143V142H250V140L248 141L244 136H243V138H239L237 135H240V133L238 134V133H236L235 131H233V130H231L230 129V131H228L226 128H224V130H222V129H219V128H213V127H211V126H207L204 122H201V121H199L201 118H199V120L198 121H194L193 119H189V118H187V119H182V118H179V117H176V116H174V115H169V114H167L166 112H164L163 111V109L161 108V107H159L158 106V104H157V100H156V96L159 94H161L162 92H164V90L163 89H159V90H156V89H154L153 87H152V85L150 86V85H147V84H141V85H139L140 84V82H139V84L137 83H135L134 81L133 82H131V81H128V82H125V81H123V82H116V81H114V80H110V79H108ZM130 80V79H129ZM144 80V79H143ZM160 80V79H159ZM174 80V79H173ZM176 80V79H175ZM180 80V79H179ZM181 80H183V79H181ZM232 80V79H231ZM97 81V80H96ZM101 81H102V79H101ZM140 81V80H139ZM172 81V80H171ZM222 81V80H221ZM233 81V80H232ZM78 82V81H77ZM142 82H144V81H142ZM148 82V81H147ZM155 82H156V80H155ZM242 82H243V80H242ZM242 82H241V84H242ZM104 84H107V82L105 83V82H103ZM166 83H167V81H166ZM169 83H171L170 81H169ZM180 83H183V82H180ZM184 83H186V85L188 84V82H185L184 81ZM203 83V82H202ZM219 83H220V81H219ZM20 84V83H19ZM81 84V83H80ZM85 84H86V82H85ZM101 84V83H100ZM149 84V83H148ZM153 84H155V83H153ZM158 84H160L159 83V81H158ZM196 84V83H195ZM200 84V83H199ZM221 84V83H220ZM90 85V84H89ZM102 85L103 84H101V87H102ZM223 85V84H222ZM221 85V86H222ZM236 85V84H235ZM238 85V84H237ZM6 86H8V84H6ZM32 86V87H31ZM164 86V85H163ZM160 87H161V85H160ZM183 87H184V84H183ZM91 88V87H90ZM105 88H107V87H105ZM46 89H50V91L49 92H46ZM95 89V88H94ZM109 89V88H108ZM180 89V86H178V83H177V85H172V86H170V91H171V93L173 92V93H177V91ZM223 89V88H222ZM232 89V88H231ZM238 89H241V87L240 88H238ZM245 89V88H244ZM86 90V89H85ZM84 90V91H85ZM96 90V89H95ZM167 90H169V88L167 87ZM177 90V91H176ZM249 90V89H248ZM262 90H264V89H262ZM90 91V90H89ZM101 91V90H100ZM231 91V90H230ZM239 91V90H238ZM241 91V90H240ZM239 91V92H240ZM261 91V90H260ZM169 92V91H168ZM246 92V91H245ZM261 92H263V91H261ZM31 93V94H30ZM111 93V92H110ZM181 93V92H180ZM207 93V92H206ZM208 93H210V92H208ZM219 92H217V94H218ZM234 93V92H233ZM242 93H244L243 91H242ZM84 92H83V96H84ZM116 94V93H115ZM221 94V93H220ZM219 94V95H220ZM229 94V93H228ZM239 93H237V95H238ZM55 95V94H54ZM64 95H66V94H64ZM86 95V94H85ZM162 95V94H161ZM161 95H160V98H161ZM176 95V94H175ZM174 95V96H175ZM180 95V94H179ZM185 95H187V94H185ZM210 95H212V94H210ZM219 95H217V96H219ZM222 95H224V94H221V96ZM227 95V94H226ZM232 95V94H231ZM230 95V96H231ZM254 94H252V96H253ZM20 96H21V94H20ZM52 96V95H51ZM87 96V95H86ZM117 96V95H116ZM120 96H119V98H120ZM221 96H219V97H221ZM229 96V95H228ZM229 96V97H230ZM247 96V95H246ZM99 97V96H98ZM169 97V96H168ZM213 97H215V96H213ZM255 97V96H254ZM257 97V96H256ZM83 98V97H82ZM93 98V97H92ZM116 98V97H115ZM114 98V100L115 101H117V99H115ZM159 98V99H160ZM190 98V97H189ZM224 98V97H223ZM226 98V97H225ZM232 98H233V96H232ZM34 99V98H33ZM32 99V100H33ZM39 99H41V98H39ZM44 99H45V97H44ZM80 99V98H79ZM214 99V98H213ZM222 99V98H221ZM227 99V98H226ZM225 99V100H226ZM228 99H230V98H228ZM233 99H236V97L235 98H233ZM42 100V99H41ZM83 100V99H82ZM174 100V99H173ZM216 100V99H215ZM218 100H220V99H218ZM232 100V99H231ZM238 100V99H237ZM240 100V99H239ZM257 100V99H256ZM80 101V100H79ZM98 101V100H97ZM96 101V102H97ZM120 102H121V100H119ZM125 101V100H124ZM166 101H167V98H166ZM178 101V100H177ZM221 101V100H220ZM222 101H224V99H222ZM247 101V100H246ZM251 101V100H250ZM255 101V100H254ZM61 102V101H60ZM88 102V101H87ZM92 102H93V100H92ZM105 102V101H104ZM111 102V101H110ZM190 102V101H189ZM216 102H217V100H216ZM219 102V101H218ZM227 102H228V100H227ZM8 103V102H7ZM112 103V102H111ZM131 103V102H130ZM166 103V102H165ZM168 103V102H167ZM173 103V102H172ZM171 103V104H172ZM191 103V102H190ZM232 103V102H231ZM242 103V102H241ZM244 103V102H243ZM242 103V104H243ZM247 103V102H246ZM253 103V102H252ZM259 103V102H258ZM24 104V103H23ZM26 104V103H25ZM32 104V103H31ZM122 104V103H121ZM120 104V105H121ZM160 104V103H159ZM181 104H183V103H181ZM215 104V103H214ZM219 105H220V103H218ZM236 104V103H235ZM69 105V104H68ZM215 105H217V104H215ZM226 105V104H225ZM231 105V104H230ZM233 105V104H232ZM237 105V104H236ZM245 105V104H244ZM260 105V104H259ZM13 106V105H12ZM18 106V105H17ZM48 106V105H47ZM91 106H93V107H95L93 104L91 105ZM96 106H97V103H96ZM99 106V105H98ZM101 106V105H100ZM117 106V105H116ZM207 106V105H206ZM218 106V105H217ZM216 106V107H217ZM235 106V105H234ZM238 106V105H237ZM32 107V106H31ZM57 107V106H56ZM73 107V106H72ZM105 107V106H104ZM104 107L103 108H101V112H102V109H104ZM173 107H176V106H173ZM179 107V106H178ZM232 107V106H231ZM242 107V106H241ZM263 107V106H262ZM42 108V107H41ZM48 108V107H47ZM115 108V107H114ZM118 108V107H117ZM127 108V107H126ZM195 108V107H194ZM220 108H222V107H220ZM243 108H245V107H243ZM12 109V108H11ZM43 109V108H42ZM100 109V108H99ZM116 109V108H115ZM178 109V108H177ZM181 109V108H180ZM205 109H207L206 107H205ZM211 109V108H210ZM231 109V108H230ZM229 109V110H230ZM262 109V108H261ZM32 110H34V108L32 109ZM87 110V109H86ZM124 110H125V108H124ZM144 110H147V109H144ZM212 110V109H211ZM217 110V109H216ZM216 110H214V111H216ZM220 110V109H219ZM225 110V109H224ZM260 110V109H259ZM47 111V110H46ZM126 111V110H125ZM148 111V110H147ZM221 111V110H220ZM219 111V112H220ZM239 111V110H238ZM243 111V110H242ZM7 112H10V110L7 108V106H6V103H5V99H2V98H0V179L1 178H4L3 177V175H5V173L3 172V169H6L7 167L5 166V164H3V163H5V162H14L13 160H12V156L13 155H15V153H14V149H13V147H16V145L15 144H17V142H18V140H17V137H18V132H16V130H12V131H10L9 129H8V127H10L11 128V124H8L9 122H10V120H6V119H4V116H2L4 113H7ZM25 112V111H24ZM93 112H94V109H93ZM100 112V113H101ZM105 112V111H104ZM173 112V111H172ZM176 112H177V110H176ZM190 112H193V111H190ZM213 112V111H212ZM224 112V111H223ZM231 112V111H230ZM260 112V111H259ZM89 113H92V112H89ZM100 113H99V115H100ZM125 112H123L122 113V115L124 114ZM146 113V112H145ZM149 113H150V111H149ZM179 113V112H178ZM200 113V112H199ZM225 113H226V111H225ZM239 113V112H238ZM24 114V113H23ZM42 114H44L45 115V113H43L42 112ZM129 114V113H128ZM127 114V115H128ZM131 114H132V112H131ZM148 114V113H147ZM212 114V113H211ZM220 114L222 115V112H220ZM220 114H218V115H220ZM21 115V114H20ZM19 115V116H20ZM26 115H29L28 113H26ZM199 115V114H198ZM204 115V114H203ZM229 115H231V114H229ZM232 115H233V113H232ZM239 115V114H238ZM249 115V114H248ZM7 116V115H6ZM129 116V115H128ZM134 116H135V114H134ZM143 116V115H142ZM149 116V115H148ZM154 116V115H153ZM152 116V117H153ZM199 116H201V115H199ZM211 116H213V115H211ZM116 117V116H115ZM114 117V118H115ZM127 117V116H126ZM160 117V116H159ZM191 117V116H190ZM214 117H215V115H214ZM214 117H212V119L214 120V119H217V118H214ZM227 117H228V115H227ZM230 117V116H229ZM246 117V116H245ZM7 118V117H6ZM69 118V117H68ZM109 118V117H108ZM117 118V117H116ZM137 118V117H136ZM148 118V117H147ZM129 119V118H128ZM197 119V118H196ZM203 119V118H202ZM221 119V118H220ZM225 119V118H224ZM245 119V118H244ZM76 120V119H75ZM130 120V119H129ZM161 120H162V118H161ZM222 120V119H221ZM18 121V120H17ZM105 121V120H104ZM128 121V120H127ZM146 121V120H145ZM217 121V120H216ZM225 121V120H224ZM108 122V121H107ZM169 122V121H168ZM219 122V121H218ZM206 123H207V121H206ZM211 123V122H210ZM220 123H221V121H220ZM255 123V122H254ZM151 124V123H150ZM228 124H229V122H228ZM250 124V123H249ZM252 124V123H251ZM38 125V124H37ZM100 125V124H99ZM169 125V124H168ZM209 125V124H208ZM226 125V124H225ZM230 125V124H229ZM239 125H240V122H239ZM40 126V125H39ZM94 126V125H93ZM114 126H115V124H114ZM129 126H130V124H129ZM171 126V125H170ZM218 126V125H217ZM233 126V125H232ZM87 127V126H86ZM148 127V126H147ZM226 127V126H225ZM4 128H7V129H4ZM37 128V127H36ZM123 128V127H122ZM121 128V129H122ZM145 128V127H144ZM157 128V127H156ZM159 129H160V127H158ZM173 128V127H172ZM176 128H178V127H176ZM180 128V127H179ZM178 128V129H179ZM28 129V128H27ZM116 129V128H115ZM124 129V128H123ZM127 129H129V128H127ZM126 129V130H127ZM246 129V128H245ZM244 129V130H245ZM98 130V129H97ZM118 130V129H117ZM120 130V129H119ZM22 131V130H21ZM116 131V130H115ZM121 131V130H120ZM161 131V130H160ZM175 131V130H174ZM32 132V131H31ZM123 132V131H122ZM127 132V131H126ZM244 132V131H243ZM25 133V132H24ZM33 133V132H32ZM128 133H129V131H128ZM128 133H126V134H128ZM149 133H151L150 131H149ZM166 133V132H165ZM164 133V134H165ZM178 133H179V131H178ZM181 133H183V132H181ZM120 134V133H119ZM122 134V133H121ZM120 134V135H121ZM153 134H155V133H153ZM160 135H161V132L159 133ZM170 134V133H169ZM243 134V133H242ZM151 135V134H150ZM162 135H163V133H162ZM166 135V134H165ZM171 135V134H170ZM181 135V134H180ZM121 136H123V135H121ZM142 136V135H141ZM125 137H126V135H125ZM128 137V136H127ZM126 137V138H127ZM144 137V136H143ZM149 137V136H148ZM167 137V136H166ZM179 137V136H178ZM177 137V138H178ZM191 137V136H190ZM130 138V137H129ZM140 138V137H139ZM188 138V137H187ZM20 139V138H19ZM138 139V138H137ZM145 139V138H144ZM179 139V138H178ZM191 139V138H190ZM130 140H131V138H130ZM36 141V140H35ZM143 141V140H142ZM165 141H167V140H165ZM252 141V140H251ZM22 142H23V140H22ZM135 145H136V143H134ZM259 144H257V146L259 145ZM131 145V144H130ZM25 146H27V145H25ZM137 146V145H136ZM143 146V145H142ZM152 147V146H151ZM142 148V147H141ZM148 148H149V146H148ZM198 148V147H197ZM35 149V148H34ZM200 149H202L201 147H200ZM203 150V149H202ZM16 151V150H15ZM18 152V151H17ZM24 152V151H23ZM34 152H35V150H34ZM23 154V153H22ZM30 154H32V153H30ZM33 154H35V153H33ZM190 154H193V152L192 153H190ZM202 154V153H201ZM26 154H24V156H25ZM36 155V154H35ZM34 156V155H33ZM32 156V157H33ZM187 155H185V157H186ZM190 157L192 156V155H189ZM195 156V155H194ZM205 157V156H204ZM211 157V156H210ZM209 157V158H210ZM23 158V157H22ZM192 158V157H191ZM17 159V158H16ZM30 159H32V158H30ZM30 159H29V157H28V160L30 161ZM34 159H35V157H34ZM196 159V158H195ZM198 159V158H197ZM20 160V159H19ZM23 160V159H22ZM216 160V161H217ZM207 161V160H206ZM219 161H220V163H219ZM21 162V161H20ZM63 162V161H62ZM213 162V161H212ZM15 163V162H14ZM24 163V162H23ZM207 163V162H206ZM28 164H29V162H28ZM186 164V163H185ZM64 165H66V164H64ZM211 165V164H210ZM15 166V165H14ZM35 167V166H34ZM65 167V166H64ZM209 169V168H208ZM221 169V168H220ZM207 170V169H206ZM210 170V169H209ZM184 171H185V169H184ZM212 172V171H211ZM66 173V172H65ZM120 174V173H119ZM229 174V173H228ZM256 174V173H255ZM43 175V174H42ZM202 175V174H201ZM217 175V174H216ZM257 175V174H256ZM207 176V175H206ZM258 176V175H257ZM30 177H32V176H30ZM234 177V178H235ZM24 178V177H23ZM28 178V177H27ZM207 178V177H206ZM29 179V178H28ZM71 179V178H70ZM122 179V178H121ZM199 179V178H198ZM67 180V179H66ZM21 181H19V183H20ZM189 182V181H188ZM244 182H246V181H244ZM61 183V182H60ZM206 183V182H205ZM24 184H26V183H24ZM23 184V185H24ZM106 184V183H105ZM18 185V184H17ZM125 185V184H124ZM244 185V184H243ZM4 186V185H3ZM259 186V185H258ZM264 186V185H263ZM17 187V186H16ZM260 187V186H259ZM195 189V188H194ZM209 191V190H208ZM26 192V191H25ZM129 192V191H128ZM260 194V193H259ZM23 194H21V196H19L18 198H17V203H18V207H19V210L22 212V213H25V214H27L28 213V210L30 209L29 207H27L28 206V202H26L27 200V194H25V195H23ZM246 195V194H245ZM262 195V194H261ZM15 196H16V194H15ZM25 196V197H24ZM29 196H30V194H29ZM190 196V195H189ZM259 196V195H258ZM30 197H32V196H30ZM66 196H64V198H65ZM240 197V196H239ZM0 198H1V196H0ZM66 199V198H65ZM64 199V200H65ZM9 200V199H8ZM8 200L7 201H5V200H3V199H0V208H1V206L3 205H5V204H7L8 203ZM44 200V199H43ZM197 200V199H196ZM200 200H201V198H200ZM215 201V200H214ZM263 201V200H262ZM14 202V201H13ZM27 203V204H26ZM41 204H42V202H41ZM67 204V203H66ZM201 204V203H200ZM226 204V203H225ZM229 205V204H228ZM10 207V206H9ZM219 207V206H218ZM60 208V207H59ZM203 208V207H202ZM219 209V208H218ZM233 209V208H232ZM32 210V209H31ZM33 210H35V208L33 209ZM203 210V209H202ZM207 210H209V209H207ZM229 210H231L230 208H229ZM4 211V210H3ZM113 211V210H112ZM221 211V210H220ZM264 211V210H263ZM31 212V211H30ZM34 212V211H33ZM206 212V211H205ZM209 212V211H208ZM211 212H212V210H211ZM224 213H226V212H224ZM34 214V213H33ZM109 214V213H108ZM216 214V213H215ZM3 215V214H2ZM2 215H0V216H2ZM5 215V214H4ZM78 215V214H77ZM33 216V215H32ZM34 216H36V215H34ZM12 217V216H11ZM18 218V217H17ZM235 218V217H234ZM2 219V218H1ZM244 219V218H243ZM9 220H11L10 218H9ZM13 220H14V218H13ZM26 220V219H25ZM79 220V219H78ZM15 221V220H14ZM102 222H103V220H101ZM17 222V221H16ZM26 222H27V220H26ZM36 222V221H35ZM102 222H100V223H102ZM6 223V222H5ZM18 223V222H17ZM46 223H48V222H46ZM126 223H127V221H126ZM2 220H0V227L2 226ZM19 224V223H18ZM33 224H34V222H33ZM36 224V223H35ZM26 225V224H25ZM257 225V224H256ZM4 226V225H3ZM6 226V225H5ZM14 226V225H13ZM17 226V225H16ZM20 226H22V225H20ZM104 226V225H103ZM103 226H102V228H103ZM7 228H9V227H7ZM7 228H4V227H2V229L3 230H5L6 232H5V234L3 233V230L0 228V264H76V262L74 263V262H71V261H69V260H66V259H63V258H60L59 256H61V254L60 255H58V257H55L54 255H52L51 254V250L50 251H45V250H43V248L44 247H42V248H40V247H38L37 245H36V243L35 244H33V239H31L30 241H32V243L31 242H29V241H25V240H20L19 238H21V237H17V236H14V235H12L11 233H10V231L9 230H7ZM14 228V227H13ZM12 228V229H13ZM18 228V227H17ZM49 228H51L52 229V227H49ZM27 229V228H26ZM26 229H24V230H26ZM14 230V229H13ZM17 230V229H16ZM23 230V231H24ZM32 230V229H31ZM33 230H34V228H33ZM54 230V229H53ZM97 230V229H96ZM225 230V229H224ZM35 231V230H34ZM101 231H102V229H101ZM107 231V230H106ZM18 232V231H17ZM16 232V233H17ZM22 231H20V233H21ZM98 232H100V231H98ZM59 233V232H58ZM95 233H97V232H95ZM28 234V233H27ZM100 234V233H99ZM41 235V234H40ZM60 235V234H59ZM28 235H26V237H27ZM44 236V235H43ZM45 237V236H44ZM22 238H24V237H22ZM58 238V237H57ZM225 238V237H224ZM39 239V238H38ZM44 239V238H43ZM60 240V239H59ZM58 240V241H59ZM98 240H100V239H98ZM37 241V240H36ZM43 241V240H42ZM55 241V240H54ZM57 241V242H58ZM103 241V240H102ZM56 242V241H55ZM54 242V243H55ZM61 242V241H60ZM65 242H67L66 240H65ZM37 243H38V241H37ZM43 243V242H42ZM52 245V244H51ZM55 245V244H54ZM57 245H58V243H57ZM56 245V246H57ZM67 245V243L65 244V245H63V246H66ZM169 245V244H168ZM42 246H44V244L42 245ZM63 246H61L62 248H64ZM46 247V246H45ZM49 247H51V246H49ZM54 247V246H53ZM52 247V248H53ZM219 247V246H218ZM62 248L60 249V248H58L61 252H63L62 251ZM54 249V248H53ZM74 249V248H73ZM164 249V248H163ZM58 250V251H59ZM55 251H56V249H55ZM59 251V252H60ZM89 251V250H88ZM164 251V250H163ZM64 253H65V251H64ZM66 253H67V250H66ZM56 254H57V251H56ZM55 254V255H56ZM63 254V253H62ZM64 255V254H63ZM71 255H73V254H71ZM93 255V254H92ZM67 256H68V254H67ZM163 256V255H162ZM168 257V256H167ZM209 258V257H208ZM76 259V258H75ZM84 259V258H83ZM90 260V259H89ZM84 261V260H83ZM91 261V263H92V261L93 260H90ZM87 262V261H86ZM239 262V261H238ZM89 263V262H88ZM90 263V264H91ZM99 263H101L100 261H99ZM94 264V263H93ZM163 264H164V262H163Z\"/></svg>",
  "mask_w": 264,
  "mask_h": 264
}]
</instances>
